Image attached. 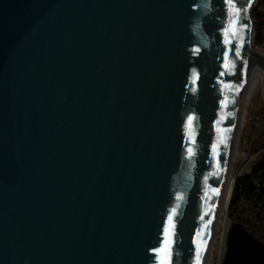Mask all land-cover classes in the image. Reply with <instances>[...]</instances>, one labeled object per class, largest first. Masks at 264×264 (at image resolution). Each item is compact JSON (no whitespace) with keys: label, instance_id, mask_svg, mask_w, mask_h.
<instances>
[{"label":"water","instance_id":"water-1","mask_svg":"<svg viewBox=\"0 0 264 264\" xmlns=\"http://www.w3.org/2000/svg\"><path fill=\"white\" fill-rule=\"evenodd\" d=\"M255 3L0 0V264L204 263L250 63L264 100Z\"/></svg>","mask_w":264,"mask_h":264},{"label":"rangeland","instance_id":"rangeland-1","mask_svg":"<svg viewBox=\"0 0 264 264\" xmlns=\"http://www.w3.org/2000/svg\"><path fill=\"white\" fill-rule=\"evenodd\" d=\"M255 5L256 10L257 3ZM256 46L264 51L263 47L257 44ZM255 75L252 77V82L248 84L243 98L242 119L235 137L234 153L232 155L226 190L218 217L219 221L212 239L210 254L206 264H222L226 248L225 241L227 232L232 223L227 216V208L235 177L248 170L260 157L263 150V147H260L262 142H264L263 83L259 75L257 73ZM228 190H230V194L227 197Z\"/></svg>","mask_w":264,"mask_h":264},{"label":"trees","instance_id":"trees-1","mask_svg":"<svg viewBox=\"0 0 264 264\" xmlns=\"http://www.w3.org/2000/svg\"><path fill=\"white\" fill-rule=\"evenodd\" d=\"M254 39L264 48V0H257L253 14ZM260 157L234 180L227 216L264 245V142Z\"/></svg>","mask_w":264,"mask_h":264},{"label":"bare ground","instance_id":"bare-ground-1","mask_svg":"<svg viewBox=\"0 0 264 264\" xmlns=\"http://www.w3.org/2000/svg\"><path fill=\"white\" fill-rule=\"evenodd\" d=\"M252 51L258 52V53H261V54L264 55V51L261 48H258L257 46H252ZM255 73H257V69L254 67V65L252 63H250L249 66H248V70H247L246 77H245V86H244L245 89H244V93H243V98L245 96V92H246L247 86H248L249 83L252 82V80H253L252 77L255 75ZM243 98H242V103H243ZM242 103L240 104L239 115H238L237 124H236V132H235V135H234L233 146H232V149H231L230 163H231L232 155L234 153L236 133H237L238 127H239L240 122H241V119H242V117H241L242 111H243V109H242ZM229 169H230V166L227 169V173L229 172ZM227 179H228V174H227V176L225 178V185H224L223 194H222L221 199H220V204H219L218 211H217V215H216L215 222H214V228H213V232H212V237H211V240H210V243H209V247H208V250L206 252V255H205V259H204V263L203 264H206V262L208 260V256L210 254V252H209L210 251V246H211V243H212V239H213L214 233L216 231L217 223L219 221V218L218 217H219V214H220V209H221V205H222V202H223L224 193H225V190H226V182H227ZM229 192H230V190H228V192H227V197L230 194ZM226 201H227V198H226Z\"/></svg>","mask_w":264,"mask_h":264},{"label":"snow or ice","instance_id":"snow-or-ice-1","mask_svg":"<svg viewBox=\"0 0 264 264\" xmlns=\"http://www.w3.org/2000/svg\"><path fill=\"white\" fill-rule=\"evenodd\" d=\"M237 55H239V52H237ZM189 155H191V152H189ZM169 219H171V217H169ZM162 264H163V262H162Z\"/></svg>","mask_w":264,"mask_h":264}]
</instances>
